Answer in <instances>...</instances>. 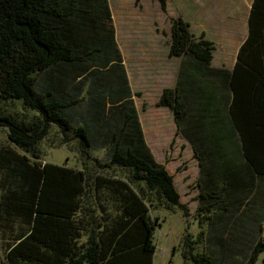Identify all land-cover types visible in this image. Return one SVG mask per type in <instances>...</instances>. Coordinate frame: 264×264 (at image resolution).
<instances>
[{
	"label": "trees",
	"instance_id": "obj_1",
	"mask_svg": "<svg viewBox=\"0 0 264 264\" xmlns=\"http://www.w3.org/2000/svg\"><path fill=\"white\" fill-rule=\"evenodd\" d=\"M156 1L165 11L168 0ZM247 24L232 67L220 68L211 65L213 43L182 16L170 18L167 55L178 67L156 105L170 109L199 165L206 214L196 237L183 240L191 264H257L260 255L264 264L263 209L210 211L206 202L264 182V0L251 1ZM115 32L108 0H0V128L10 143L0 146L5 264H153L159 221L150 210L186 209L145 141ZM79 88L94 112L73 126L68 110ZM14 101L34 117L8 111ZM50 127L59 144L74 146L80 167L29 159ZM98 149L103 161L92 154ZM218 212L230 213V223L220 219L230 228L211 234ZM243 231L254 235L237 262L228 257Z\"/></svg>",
	"mask_w": 264,
	"mask_h": 264
},
{
	"label": "rangeland",
	"instance_id": "obj_2",
	"mask_svg": "<svg viewBox=\"0 0 264 264\" xmlns=\"http://www.w3.org/2000/svg\"><path fill=\"white\" fill-rule=\"evenodd\" d=\"M109 2L129 85L134 92L132 98L136 102L138 117L143 124L146 143L155 160L163 164L173 176L174 184L180 194V201L186 207V209L154 207L150 210L151 215L157 217L159 221L153 236L155 244L153 264H191L183 257V240L187 234H190L191 238L196 237L200 230L197 217L201 220L206 214H203V208H198L201 204L196 190L198 161L187 140L180 133L176 134L175 127H151L149 122L150 119L160 118L163 124L168 123L160 109L156 112H153V109L157 107L156 102L161 90L174 84L177 73L179 59L166 55L170 18L182 16L197 37L203 33L204 37L213 43L212 66L230 68L246 32V14L250 0H168L165 11L160 9L156 0H109ZM73 98H76L75 104L73 103L68 113L73 126H76L85 118H90L94 108L89 107L87 99L89 95L85 88H79L78 95ZM106 102V108L111 107L108 99ZM6 107L8 111H16L19 115L24 114L28 119L34 117L32 112L22 109L16 101L6 103ZM106 112L107 116L111 117L112 113L108 109ZM58 138L57 129L50 127L47 135L37 144L38 158L30 153L27 156L30 160L80 167L74 146L59 144ZM1 145L10 146L4 128H0ZM13 149L17 151V148L13 147ZM18 152L22 153L20 150ZM92 154L102 159L101 161L105 158L103 149L93 150ZM237 167L241 168V165L237 163ZM206 182V179L202 180V183L206 184ZM258 183L257 179L256 184ZM3 184L4 178L0 174V195L4 189ZM221 184L220 182V187ZM259 188L261 192L258 191ZM263 189L264 182H261V185L255 189L235 190L236 192L231 193L232 196H227L228 192L220 191L219 199L206 202L209 204L210 211L218 207L232 210L236 206L242 211L259 208L263 209L264 213ZM229 215L230 213L218 212L216 216L220 218L212 217L217 219V222L211 226V234L219 232L220 229L223 233L230 228V225L223 226L224 221L220 220L221 217L226 216L229 222ZM254 223L255 221L251 224ZM237 224L242 225L243 222L237 221ZM13 225L17 226V223L13 222ZM260 232L261 238L264 239V220L261 222ZM253 235L245 231L239 233L238 236L245 240L236 241L238 244L233 243L231 247L234 249L230 250L228 258L239 262L247 246L252 243ZM6 237L5 232L0 230V264H5ZM196 248L201 250L199 245ZM262 257L263 255L258 257L257 264H262Z\"/></svg>",
	"mask_w": 264,
	"mask_h": 264
},
{
	"label": "crops",
	"instance_id": "obj_3",
	"mask_svg": "<svg viewBox=\"0 0 264 264\" xmlns=\"http://www.w3.org/2000/svg\"><path fill=\"white\" fill-rule=\"evenodd\" d=\"M109 1V0H108ZM251 1L250 0V4H249V7H248V10H247V14H246V32H245V35L243 37V39L241 40L240 44L243 42V40L245 39L247 33H248V24H247V16H248V12H249V9H250V5H251ZM109 6H110V2H109ZM110 9H111V6H110ZM111 13H112V9H111ZM112 18H113V14H112ZM113 22H114V18H113ZM116 31V30H115ZM115 35H116V41H117V44L119 46V43H118V38H117V34L115 32ZM239 44V46H240ZM167 48V47H166ZM239 48V47H238ZM119 49L121 51V54H122V50L119 46ZM238 50V49H237ZM167 55V53H166ZM168 56V55H167ZM122 57H123V54H122ZM235 61V60H234ZM214 67V66H213ZM232 67V66H231ZM173 85V84H172ZM140 95V94H139ZM134 101V99H133ZM134 105H135V108H136V111H137V105H136V102L134 101ZM157 106V105H156ZM161 110V114H163L165 116V121L168 122L166 124H163L162 120L160 118H157V119H150V124L152 125L151 127H161V126H166V127H175V131H176V125H175V122L173 120V115H172V112L170 111L169 108L167 107H162V106H157L156 108L153 109V112H156L158 110ZM159 110V111H160ZM137 114H138V111H137ZM140 120V119H139ZM141 123V127H143V124H142V121H140ZM143 129V128H142ZM143 134H144V131H143ZM144 137H145V134H144ZM145 141H146V138H145ZM147 142V141H146Z\"/></svg>",
	"mask_w": 264,
	"mask_h": 264
}]
</instances>
